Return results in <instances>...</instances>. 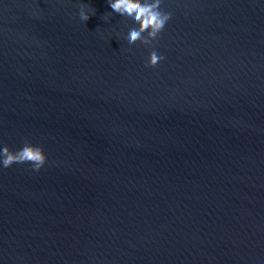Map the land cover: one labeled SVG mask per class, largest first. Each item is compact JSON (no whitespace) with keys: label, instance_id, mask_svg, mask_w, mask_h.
<instances>
[{"label":"water","instance_id":"95a60500","mask_svg":"<svg viewBox=\"0 0 264 264\" xmlns=\"http://www.w3.org/2000/svg\"><path fill=\"white\" fill-rule=\"evenodd\" d=\"M161 11L0 0V264H264V0Z\"/></svg>","mask_w":264,"mask_h":264},{"label":"clouds","instance_id":"9594fccd","mask_svg":"<svg viewBox=\"0 0 264 264\" xmlns=\"http://www.w3.org/2000/svg\"><path fill=\"white\" fill-rule=\"evenodd\" d=\"M114 12L132 18L138 27L130 29L127 40L130 44L138 41L152 46L155 40L171 19L170 13L161 11V0H109ZM80 19L87 22L91 15L87 5H80ZM147 33V36L144 34ZM164 57L153 50L147 63L148 67L155 68ZM47 162V156L41 146L26 143L23 148L12 151L8 146L0 150V164L8 168L16 163H30L35 171H39Z\"/></svg>","mask_w":264,"mask_h":264}]
</instances>
